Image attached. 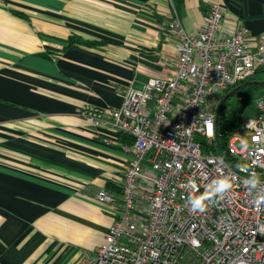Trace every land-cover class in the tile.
Returning a JSON list of instances; mask_svg holds the SVG:
<instances>
[{
    "label": "crops",
    "instance_id": "crops-1",
    "mask_svg": "<svg viewBox=\"0 0 264 264\" xmlns=\"http://www.w3.org/2000/svg\"><path fill=\"white\" fill-rule=\"evenodd\" d=\"M218 1L225 28L264 33V0H0V264H76L116 216L99 202L132 154L84 107L162 76L177 55L167 31H193Z\"/></svg>",
    "mask_w": 264,
    "mask_h": 264
},
{
    "label": "built area",
    "instance_id": "built-area-1",
    "mask_svg": "<svg viewBox=\"0 0 264 264\" xmlns=\"http://www.w3.org/2000/svg\"><path fill=\"white\" fill-rule=\"evenodd\" d=\"M177 19L167 25L177 55L164 75L121 87L119 106L80 111L95 126L129 135L122 147L132 157L118 194H94L116 216L103 243L76 264H264V202L256 200L264 195V94L257 114L242 116L244 135L232 134L224 150L216 131L221 97L264 67V33L251 47L246 30L225 28L218 1L193 31ZM225 176L231 189L193 213L189 196L211 194L212 181Z\"/></svg>",
    "mask_w": 264,
    "mask_h": 264
},
{
    "label": "trees",
    "instance_id": "trees-1",
    "mask_svg": "<svg viewBox=\"0 0 264 264\" xmlns=\"http://www.w3.org/2000/svg\"><path fill=\"white\" fill-rule=\"evenodd\" d=\"M183 0H173L175 4V8L178 9L180 5L182 4ZM264 71V67H258L256 69V73ZM253 79V77L251 78ZM241 99L243 101L253 98L254 96H259L264 94V83H258V82H253V83H248L245 85H242L241 88ZM234 93V92H233ZM232 93V94H233ZM220 112L218 114V122L216 125V131H217V136H218V143H220V148L224 150L227 148L228 145V140L231 137L232 134H234L237 131H240L241 126H242V113L241 110L236 111V110H231L230 112L226 111V105L225 102L221 105ZM124 135V134H123ZM127 136L128 138L131 139L129 135H124ZM200 138V140L203 142L204 147L206 148H213L216 150L215 146L208 144L203 138ZM117 191L116 193L120 192V186H117L115 188Z\"/></svg>",
    "mask_w": 264,
    "mask_h": 264
},
{
    "label": "clouds",
    "instance_id": "clouds-1",
    "mask_svg": "<svg viewBox=\"0 0 264 264\" xmlns=\"http://www.w3.org/2000/svg\"><path fill=\"white\" fill-rule=\"evenodd\" d=\"M253 183L250 187H256L259 182V178H252ZM212 183L214 184V189L211 194L202 193L199 196L191 195L188 198V203L191 206V211L195 212H204L206 210L207 204L206 201L212 200L213 198H223L224 194L227 193L232 187V181L228 177H218L215 178ZM256 200L264 202V195H258Z\"/></svg>",
    "mask_w": 264,
    "mask_h": 264
},
{
    "label": "rangeland",
    "instance_id": "rangeland-1",
    "mask_svg": "<svg viewBox=\"0 0 264 264\" xmlns=\"http://www.w3.org/2000/svg\"><path fill=\"white\" fill-rule=\"evenodd\" d=\"M253 78L264 80V71L255 73ZM256 100L257 96H254L253 98L243 101L241 99V90L238 89L225 101V105L227 106L226 111L230 112L231 110H241L242 116L254 117L258 112ZM244 133L245 130L240 129L239 134L244 135ZM234 143L237 148L242 147V144L240 142L236 141Z\"/></svg>",
    "mask_w": 264,
    "mask_h": 264
},
{
    "label": "water",
    "instance_id": "water-1",
    "mask_svg": "<svg viewBox=\"0 0 264 264\" xmlns=\"http://www.w3.org/2000/svg\"><path fill=\"white\" fill-rule=\"evenodd\" d=\"M253 82H258V83H264V80L262 79H249L246 81L241 82L240 84L231 87L227 92H225V94L221 97V99L219 100L218 104H217V112H216V117H218V114L220 112L221 109V105L229 98V96L235 92L236 90H238L239 88H241L242 85L248 84V83H253Z\"/></svg>",
    "mask_w": 264,
    "mask_h": 264
}]
</instances>
